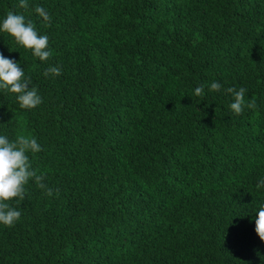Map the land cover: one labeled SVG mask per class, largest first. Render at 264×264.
<instances>
[{
  "label": "trees",
  "instance_id": "trees-1",
  "mask_svg": "<svg viewBox=\"0 0 264 264\" xmlns=\"http://www.w3.org/2000/svg\"><path fill=\"white\" fill-rule=\"evenodd\" d=\"M27 2L0 0V23L30 20L49 60L2 32L0 53L42 103L0 90V135L37 140L53 195L30 180L9 202L0 264H264V0ZM230 87L256 108L231 112Z\"/></svg>",
  "mask_w": 264,
  "mask_h": 264
},
{
  "label": "clouds",
  "instance_id": "clouds-1",
  "mask_svg": "<svg viewBox=\"0 0 264 264\" xmlns=\"http://www.w3.org/2000/svg\"><path fill=\"white\" fill-rule=\"evenodd\" d=\"M19 7L27 9V0H19ZM35 12L43 18L45 22H50V16L43 7L37 6ZM0 32L7 33L14 38L17 45L31 50L34 57L42 62H47L51 56L48 50V36L40 35L35 25L21 14L9 11L0 23ZM62 69L58 66H49L44 76H59ZM31 79L25 78L24 70L12 59L6 58L0 53V90H5L17 94L19 105L23 109H33L42 103V98L38 95L35 87H29ZM204 85L197 87L195 96L204 94ZM222 88L219 82H212L209 91L218 92ZM233 97V102L229 105L231 112L236 115L242 114L244 108H256V100H245L247 89L234 87L225 89ZM42 151L41 145L35 138L19 135L15 141H10L7 136L0 135V224L12 227L21 217V212L10 206V201L14 198L25 199V185L30 180H34L37 187L46 190V195L52 196L53 192L43 183L44 176L38 175L33 169L29 153L35 154ZM257 189L264 188V179L259 180ZM255 232L259 239L264 242V204L259 207L255 216Z\"/></svg>",
  "mask_w": 264,
  "mask_h": 264
}]
</instances>
